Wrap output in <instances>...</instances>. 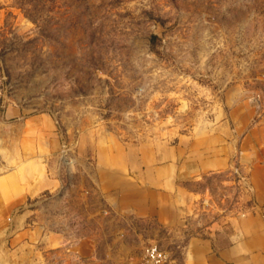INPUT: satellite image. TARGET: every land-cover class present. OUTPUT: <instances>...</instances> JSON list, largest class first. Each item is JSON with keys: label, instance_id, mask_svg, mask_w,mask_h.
Wrapping results in <instances>:
<instances>
[{"label": "rangeland", "instance_id": "1", "mask_svg": "<svg viewBox=\"0 0 264 264\" xmlns=\"http://www.w3.org/2000/svg\"><path fill=\"white\" fill-rule=\"evenodd\" d=\"M223 133L229 170L177 180L201 192L182 237L91 190L100 166L166 164L172 181L176 146ZM253 150L264 160V0H0V264H139L152 242L184 264L187 234L253 206Z\"/></svg>", "mask_w": 264, "mask_h": 264}, {"label": "crops", "instance_id": "2", "mask_svg": "<svg viewBox=\"0 0 264 264\" xmlns=\"http://www.w3.org/2000/svg\"><path fill=\"white\" fill-rule=\"evenodd\" d=\"M40 119L32 118L31 121L45 127L42 131L47 136L48 146L56 147L58 141L53 135L48 118L44 115ZM185 148L186 151L182 150L179 154L176 146L172 154L173 162L169 163L172 181L166 174V164L159 165L153 172L125 175L121 170L108 171L100 166L97 168L98 173L106 174L107 178L103 181V177H98L96 173L91 190L117 212L153 217L168 231L175 232V236L182 237L189 231L186 214H189L191 207L199 205L201 192L187 188L177 180H199L208 174L229 170L232 157L229 134L225 137L224 133L216 137L203 135L197 142L192 139ZM245 159L247 155H241L242 163ZM253 159L247 173L250 191L245 194V198L252 200L253 206L248 207L241 215L222 214L197 231L192 230L187 234L186 242L178 245L180 254L183 255L182 263L264 264V160L263 155L257 151L254 152ZM56 187L54 176L45 177L41 183L26 189L24 195ZM24 217L19 215L18 218L22 220ZM33 229L38 237L48 241L66 238L64 230L44 232L35 227ZM28 231L29 229H25L22 234H27ZM87 244L86 236L79 237V253L85 252Z\"/></svg>", "mask_w": 264, "mask_h": 264}, {"label": "built area", "instance_id": "3", "mask_svg": "<svg viewBox=\"0 0 264 264\" xmlns=\"http://www.w3.org/2000/svg\"><path fill=\"white\" fill-rule=\"evenodd\" d=\"M168 259L167 253L155 242L148 244L139 264H164Z\"/></svg>", "mask_w": 264, "mask_h": 264}]
</instances>
